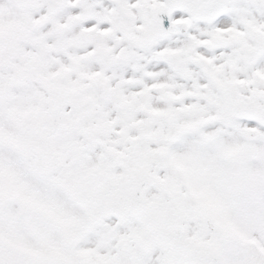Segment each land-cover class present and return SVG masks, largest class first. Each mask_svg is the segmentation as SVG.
Here are the masks:
<instances>
[{
	"label": "snow or ice",
	"instance_id": "1",
	"mask_svg": "<svg viewBox=\"0 0 264 264\" xmlns=\"http://www.w3.org/2000/svg\"><path fill=\"white\" fill-rule=\"evenodd\" d=\"M0 264H264V0H0Z\"/></svg>",
	"mask_w": 264,
	"mask_h": 264
}]
</instances>
